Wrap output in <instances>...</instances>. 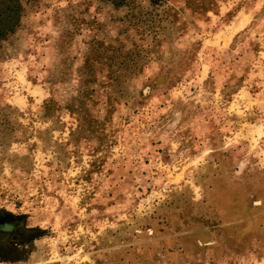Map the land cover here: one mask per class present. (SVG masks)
<instances>
[{
  "label": "rangeland",
  "instance_id": "374dc122",
  "mask_svg": "<svg viewBox=\"0 0 264 264\" xmlns=\"http://www.w3.org/2000/svg\"><path fill=\"white\" fill-rule=\"evenodd\" d=\"M23 7L0 264H264V0Z\"/></svg>",
  "mask_w": 264,
  "mask_h": 264
},
{
  "label": "trees",
  "instance_id": "16d2710c",
  "mask_svg": "<svg viewBox=\"0 0 264 264\" xmlns=\"http://www.w3.org/2000/svg\"><path fill=\"white\" fill-rule=\"evenodd\" d=\"M32 1L34 0H0V52L2 43L15 34L21 26L24 13L23 3ZM2 216L5 218L7 214H0V217ZM3 218L0 219L3 220ZM0 235L3 236L4 233L0 232Z\"/></svg>",
  "mask_w": 264,
  "mask_h": 264
},
{
  "label": "water",
  "instance_id": "95a60500",
  "mask_svg": "<svg viewBox=\"0 0 264 264\" xmlns=\"http://www.w3.org/2000/svg\"><path fill=\"white\" fill-rule=\"evenodd\" d=\"M0 230L5 232H10L13 230V226L10 224L0 225Z\"/></svg>",
  "mask_w": 264,
  "mask_h": 264
}]
</instances>
